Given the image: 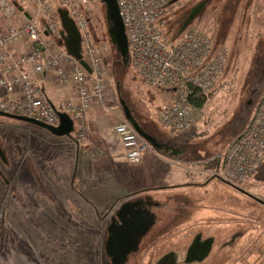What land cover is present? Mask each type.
Here are the masks:
<instances>
[{
	"label": "rangeland",
	"instance_id": "374dc122",
	"mask_svg": "<svg viewBox=\"0 0 264 264\" xmlns=\"http://www.w3.org/2000/svg\"><path fill=\"white\" fill-rule=\"evenodd\" d=\"M201 1L204 0H181L169 6L164 15L165 32L174 33ZM89 15L87 28L106 71L107 97L114 101L110 102L112 110L123 116L121 98L137 120L159 127L158 111L163 104L172 102L170 95L146 85L130 63L124 66L108 35L105 7L94 3ZM24 19L17 14L12 22ZM0 23H5V19L0 18ZM189 28L206 30L219 46H226L229 61L204 107L199 134L187 137L193 130L164 134L189 145V155L198 159L220 157L249 125L264 94V0H208L205 10ZM93 110L87 114L90 128L89 115ZM8 123L16 127L13 131L3 128L0 140L15 149L16 176L11 188L0 183V264H111L105 251L108 227L120 207L97 211V203L84 191L88 183L81 181L90 176L84 174L82 165L85 158L86 163L96 159L90 148L87 155L79 154L72 139L19 128L23 125L18 122ZM90 132L91 129L76 144H85L93 136ZM90 140L97 142V136ZM218 160L214 158L213 166L207 170H215ZM203 166L198 169L197 165H189L186 169L200 170ZM183 174L195 177L190 172ZM257 174L259 179L250 183L254 176L244 187L251 194H242L248 197L212 177L206 190L184 192L193 197V204L199 206L197 211L202 209L201 204L209 203L215 206L214 213L186 214L183 218L190 219V229L178 230L170 228L175 217L172 212H159L157 227L139 243V251L131 254L126 264H175L173 257H177L176 264H264V245H259L253 234L245 238L243 235L244 227L264 222V208L261 210L260 206L264 205V167ZM91 177L90 183L97 186V174ZM200 179L205 180L206 176ZM210 217L227 227L231 225L227 228L230 237L225 235L227 231L209 230ZM201 235L203 239L199 238ZM211 236L215 238L208 251Z\"/></svg>",
	"mask_w": 264,
	"mask_h": 264
},
{
	"label": "built area",
	"instance_id": "2783aa9c",
	"mask_svg": "<svg viewBox=\"0 0 264 264\" xmlns=\"http://www.w3.org/2000/svg\"><path fill=\"white\" fill-rule=\"evenodd\" d=\"M100 0H0V112L25 116L52 127L60 125L58 113L74 124L73 141L80 143L89 132L88 112L107 102V78L88 31L89 10ZM173 0H117L130 51V64L148 86L164 90L172 102L163 104L157 115L162 129L185 134L198 127L204 107L192 99L209 100L225 72L229 50L218 46L203 29H187L176 40L165 32L164 15ZM31 6V7H30ZM19 7H30V19L12 22ZM68 11L81 33L83 57L92 74L61 46L62 27L58 9ZM47 33V35H46ZM55 75L64 86L71 84L76 96L55 107L38 76ZM15 97L11 99L10 97ZM112 132L120 139L125 162L135 167L151 149L129 122L115 124ZM264 166V94L251 122L228 146L219 179L242 188Z\"/></svg>",
	"mask_w": 264,
	"mask_h": 264
},
{
	"label": "crops",
	"instance_id": "0c3cea01",
	"mask_svg": "<svg viewBox=\"0 0 264 264\" xmlns=\"http://www.w3.org/2000/svg\"><path fill=\"white\" fill-rule=\"evenodd\" d=\"M53 3L55 6H58L57 0H53ZM18 14L27 18L26 14L31 17L32 11L30 10V7H28L25 8V10L23 9L22 12L18 11ZM19 22L20 21L17 23ZM2 28L3 23H0V30H2ZM38 78L43 80L42 85L45 89L46 95L55 107H60L62 104L76 96L75 88L71 84L67 86L62 85L57 80L55 75L44 78L42 76H38ZM10 98L14 99L15 97L11 96ZM107 99L108 101L104 105L96 104L93 107L94 113L89 115V123L92 125V127L90 128L88 126V130L91 129L90 133H92L93 136H89V139H87L85 144L77 145L74 143L77 146L76 148H78L76 149V152L78 150L79 154L84 153L87 155V150L90 148L89 152L92 153L91 155L93 158H96L94 160H89L88 163H86L87 159L85 158V163L82 165L83 172L84 174L89 173L90 178L83 177L81 183H84L85 181L88 183V187L83 189L84 191H87V195L90 200L95 204L97 203V211H114V209L122 207L124 204L144 201L152 213L156 214L157 216L159 212H172L175 217L173 221H171L173 224L170 228L178 230H181L184 227L186 228L185 230L190 229V219L183 218V216L186 214L207 213L212 215L214 213L215 206L209 203L201 204L200 207L203 210L200 209L197 211L196 207L199 206L193 204V201L191 200L193 197L190 198L189 192L206 190L211 185L212 182L210 181L212 178L217 179L223 184L229 186L224 181L219 179L218 176V172L220 171L226 152L220 157H215L216 155H212L210 158L198 159V157L192 154L189 155V145L173 141L172 138H170L168 135H165L164 133L167 131H163L158 122L157 124L159 125L160 129L153 122L149 123L146 120L140 122L138 120L153 137H155L160 143L166 144L167 146L173 148V150L166 152L157 151L151 148L145 153L143 162L140 165L131 167L125 162L124 150L122 148L120 139L112 132L113 126L117 124L118 121L124 120V116L120 115L119 112H114L112 110V105H110V102L113 100H111L110 97H107ZM113 107L118 111V107ZM109 114H112V116H109ZM199 132L200 125L194 128L187 137H190V135L192 136L199 134ZM96 136L97 142L90 140ZM174 152H176V154H174ZM214 158L219 159L215 164L217 165V168L213 171L207 170L208 167L211 165L213 166ZM189 165H197L198 169L200 166H204L200 170L197 169L188 171L186 166ZM263 167L264 166H262L261 169ZM182 172L193 173L195 177L189 178ZM95 174H97V186H93V184H91L89 181L92 180L91 176H95ZM202 175L206 176L205 180L200 179V176ZM257 179H259V174H257L256 178H253L250 183H252L254 180L256 181ZM250 183L244 185L243 189ZM84 187H86V184ZM258 187L259 186H257V188ZM244 191L250 193L246 189H244ZM184 192H188L189 194H184ZM260 206L262 207L261 210H263L264 205ZM229 214L230 210L227 212V216H229ZM246 215L247 214L245 211L243 212L242 217L246 218ZM208 221L211 222L209 230L220 229L221 231H227V228L231 226L228 225L227 227L226 223L217 222L216 220L214 221L211 217L208 219ZM158 222L159 218L155 220V223L150 228V230L156 228ZM181 222H183V224L185 223V226H180L179 224H181ZM214 223L216 224L214 225ZM239 224L240 223L238 222L237 226ZM262 227H264V222H259L255 225L253 224V226L244 227V238L245 236L249 237L251 234H253L255 237H257V239H259V245L263 246L264 232L261 231L263 229ZM228 233L229 232L227 231L225 235L230 237ZM213 238L215 237L211 236L209 239L214 242Z\"/></svg>",
	"mask_w": 264,
	"mask_h": 264
},
{
	"label": "water",
	"instance_id": "95a60500",
	"mask_svg": "<svg viewBox=\"0 0 264 264\" xmlns=\"http://www.w3.org/2000/svg\"><path fill=\"white\" fill-rule=\"evenodd\" d=\"M179 1L181 0H173L170 5L176 4ZM101 2L105 6L106 10V21L108 24V35L110 41L121 56L124 66L128 67L130 63L129 43L118 2L117 0H101ZM207 4L208 0L201 1L189 11L187 18L178 30L177 37H179L184 31H186L188 27L195 21V19L201 15V13L207 7ZM18 9L21 12L23 11L22 7H19ZM57 12L61 21L63 37V41H61L60 45L65 48L68 54H70L79 62V64L87 71L88 74H92V69L90 65L85 61L82 54V38L76 23L72 18H70L67 10L59 8ZM26 16L28 19H30V16L28 14H26ZM120 104L123 110L124 119L130 123V125L134 128L138 135L146 140L153 149L166 152H170L173 150V148L167 146L166 144L160 143L155 137H153L145 129V127L141 125V123L133 115L130 107L121 98ZM58 115L60 118V125L58 127H52L43 122L25 116L0 112V116L32 124L48 131L51 135L58 138L67 137L73 140V121L65 113L59 112ZM174 154H176V152H174ZM236 190L246 195L248 194L243 189L238 188ZM140 206L141 201L123 205L118 217L120 220V224H118L114 220L113 223H111V225L108 227L109 236L106 242L105 251L106 255L110 259L111 264H126L129 256L132 253L138 252L140 238L147 234L150 228L154 225L155 217L151 215L149 211L143 213L140 212L142 214H138L137 209ZM122 212L125 213L121 215ZM127 214L129 216V219H126ZM135 219H137L138 221H134ZM208 244L209 251V249L211 250L212 247V240L209 241ZM208 251L206 252V254L208 253Z\"/></svg>",
	"mask_w": 264,
	"mask_h": 264
},
{
	"label": "flooded vegetation",
	"instance_id": "af4514ba",
	"mask_svg": "<svg viewBox=\"0 0 264 264\" xmlns=\"http://www.w3.org/2000/svg\"><path fill=\"white\" fill-rule=\"evenodd\" d=\"M177 3H179V2H177ZM8 122H14V124L18 122V123H21L23 125V127H19V128L34 129V130L36 129V130H40L41 132H44L46 134H50L48 131L43 130V129H41L37 126H34L32 124L25 123L22 121H18L15 119H10V118L4 117V116H0V134H3V132H2L3 128L4 129H10L13 131L12 128L16 127V126L9 125ZM2 123H4V126L2 125ZM11 134H13V133H11ZM11 136H14V135H11ZM9 142L12 143L13 141L9 140ZM14 154H15V149H13L12 146H10L8 144L3 145V143L0 140V183L3 186H5L6 188H8V187L11 188L10 186L12 184V179H14V176H16V174H15L16 170H15V164H14V158H13ZM121 208L122 207H120L117 210L116 214L114 215V217L111 220V223H113V221L115 220L118 224H120V220L118 217H119V213H120ZM137 210H138V214H142L143 212L149 211V213L155 217V220H157L156 214L152 213V211L150 210V208L147 207V205H146V203H144V201H141V206ZM140 212H142V213H140ZM123 213H125V212H122L121 215ZM128 214L126 216V219H129ZM136 220L137 219H135L134 221H136ZM111 223H110V225H111ZM151 231H152V229L149 230V232L147 234H145L144 236H142L140 238L141 244L143 243V240L148 238V235L151 234ZM199 238L203 239V236L201 235ZM151 239L153 240V238H151ZM213 243L214 242H212V244H211L212 247H213ZM132 254H134V253H132ZM130 257H131V255H130ZM173 258L175 259V264H176L177 257H173Z\"/></svg>",
	"mask_w": 264,
	"mask_h": 264
},
{
	"label": "trees",
	"instance_id": "16d2710c",
	"mask_svg": "<svg viewBox=\"0 0 264 264\" xmlns=\"http://www.w3.org/2000/svg\"><path fill=\"white\" fill-rule=\"evenodd\" d=\"M99 4H101V6H103V7H105L103 4H102V2H101V0L99 1ZM183 23V22H182ZM182 23H181V25H182ZM181 25L174 31V33H172L171 31H167L166 30V35H167V37L168 38H170L171 40H176L178 37H177V33H178V30H179V28L181 27ZM167 28V27H166ZM218 45V44H217ZM219 46V45H218ZM220 46H222V45H220ZM119 57H120V59H121V56L119 55ZM122 62H123V60H122ZM124 64V63H123ZM192 101L195 103V104H197L198 106H200V107H204L206 104H207V102H208V100H207V98L206 97H204V96H198L196 99H192ZM229 185V184H228ZM229 186H231V185H229ZM232 188H234L235 190L236 189H238V188H236V187H233V186H231ZM240 189H243V188H240ZM244 190V189H243ZM83 199H85L84 197H83Z\"/></svg>",
	"mask_w": 264,
	"mask_h": 264
}]
</instances>
